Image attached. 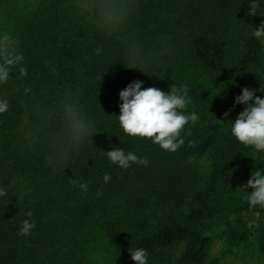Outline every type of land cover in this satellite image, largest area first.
Here are the masks:
<instances>
[{
    "label": "trees",
    "instance_id": "trees-1",
    "mask_svg": "<svg viewBox=\"0 0 264 264\" xmlns=\"http://www.w3.org/2000/svg\"><path fill=\"white\" fill-rule=\"evenodd\" d=\"M259 2L257 15L248 16L246 0H136L122 35H112L81 17L76 0H0V35L16 39L25 69L20 75L14 68L0 84V99L8 102L0 113V264H133L128 250L136 247L146 250L147 264H207L211 236L205 225L225 215L254 217L228 238L235 250L252 241L264 261V206L227 202L234 184L227 189L231 182L222 187L201 178L191 164L221 144V122L198 120L182 130L183 144L169 153L126 135L115 118L119 90L134 80L170 90L161 76L186 60L232 100L242 87L264 88L251 79L264 66V44L248 27L264 19ZM123 39L148 50L164 40L171 53L140 71L123 64ZM67 103L94 120L95 133L92 145L54 168L45 138L56 125L44 130L43 118ZM190 109L189 103L184 111ZM115 146L145 157L147 166L111 164L103 151ZM28 210L35 227L19 236Z\"/></svg>",
    "mask_w": 264,
    "mask_h": 264
},
{
    "label": "clouds",
    "instance_id": "clouds-1",
    "mask_svg": "<svg viewBox=\"0 0 264 264\" xmlns=\"http://www.w3.org/2000/svg\"><path fill=\"white\" fill-rule=\"evenodd\" d=\"M246 3L247 15H257L261 6L259 0H246ZM135 10L136 0H76L75 5V11L95 30L112 35H122ZM248 27L252 37L264 44V19L254 30ZM95 52L99 53L100 48H96ZM170 53L171 45L164 40L158 39L154 47L148 50L138 41L123 39V64L132 65L131 67L139 70L157 63ZM22 62L23 55L17 48L16 39L8 34L0 35V84L8 82L14 68L18 69L20 75H24ZM118 101L119 114L115 118L122 132L128 136L149 139L165 152H175L184 142L181 135L184 126L198 122L197 113L184 111L190 103L186 88L172 87L162 91L156 87H142V81L134 80L119 90ZM235 105H241L242 110L227 124L231 136L236 142L264 153V88L260 85L255 90L249 87L240 88L239 94L233 98V106ZM7 108L8 102L0 99V113ZM227 115V112L222 114L223 117ZM52 124L56 128L48 131L45 146L53 167L59 168L63 159L74 150L85 143L91 144L89 138L95 133V122L78 106L67 103L59 108H51L46 113L43 129H50ZM103 153L111 164L120 169H128L131 164H148L145 157L125 151L119 146L111 147ZM109 179L107 173L102 177L104 182ZM78 186L81 191H87L84 182H80ZM240 187L247 193L246 199L250 204L264 206V172L257 170L251 173ZM0 195H3L2 189ZM32 215L31 210L25 213L26 218L20 221L17 235L27 236L35 227L31 220ZM128 253L133 264H147V252L144 248L136 247L128 250Z\"/></svg>",
    "mask_w": 264,
    "mask_h": 264
},
{
    "label": "rangeland",
    "instance_id": "rangeland-1",
    "mask_svg": "<svg viewBox=\"0 0 264 264\" xmlns=\"http://www.w3.org/2000/svg\"><path fill=\"white\" fill-rule=\"evenodd\" d=\"M251 79L264 83V66L254 69ZM160 80L165 89H187L191 104V109L187 112L197 113L199 121L218 120L222 123L221 144L210 153L192 160L191 164L201 178L216 180L215 183L222 187L226 182H231L228 183L227 189L234 184V189L224 196L227 202L238 203L245 200L247 193L240 186L245 184L251 173L257 170L264 172V157L250 146L236 142L230 134L227 124L242 110V106H233V100L220 89L217 82L201 66L187 60L164 72ZM225 112L228 115L223 117ZM192 125L188 123L184 129L190 130ZM252 223L254 217L244 215H225L207 223L205 226L211 236L207 264L214 259L217 264H264L252 241L235 250L231 247V238H228Z\"/></svg>",
    "mask_w": 264,
    "mask_h": 264
}]
</instances>
